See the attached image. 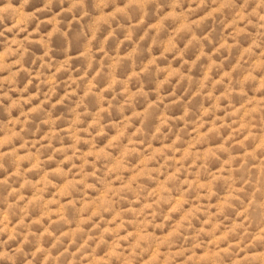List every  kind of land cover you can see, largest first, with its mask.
I'll return each mask as SVG.
<instances>
[{
  "label": "clouds",
  "instance_id": "obj_1",
  "mask_svg": "<svg viewBox=\"0 0 264 264\" xmlns=\"http://www.w3.org/2000/svg\"><path fill=\"white\" fill-rule=\"evenodd\" d=\"M0 264H264V0H0Z\"/></svg>",
  "mask_w": 264,
  "mask_h": 264
}]
</instances>
